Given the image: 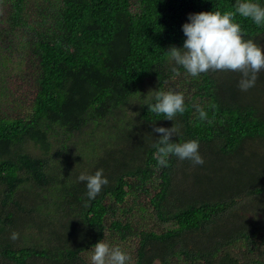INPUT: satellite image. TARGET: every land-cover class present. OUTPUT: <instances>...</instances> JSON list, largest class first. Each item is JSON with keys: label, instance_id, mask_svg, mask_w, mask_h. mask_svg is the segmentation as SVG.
Returning a JSON list of instances; mask_svg holds the SVG:
<instances>
[{"label": "trees", "instance_id": "1", "mask_svg": "<svg viewBox=\"0 0 264 264\" xmlns=\"http://www.w3.org/2000/svg\"><path fill=\"white\" fill-rule=\"evenodd\" d=\"M237 3L0 0V62L17 90L0 112V264H91L99 239L127 264H264V69L245 91L239 71L192 77L166 52L188 14ZM234 20L264 49V26ZM152 90L182 93L184 112L148 110ZM158 126L198 139L204 163L159 166ZM97 169L109 182L89 201L78 177ZM149 208L161 230L135 220Z\"/></svg>", "mask_w": 264, "mask_h": 264}, {"label": "clouds", "instance_id": "2", "mask_svg": "<svg viewBox=\"0 0 264 264\" xmlns=\"http://www.w3.org/2000/svg\"><path fill=\"white\" fill-rule=\"evenodd\" d=\"M248 18L258 27L264 26V0H238L235 11L220 10L200 11L188 14L181 29L185 39L180 47L170 46L167 49V59L181 66L192 77L210 70L239 71L242 79L239 82L241 90H247L256 83L257 73L264 69V49L253 40L245 39L240 23L234 20L235 15ZM176 71V68H173ZM151 96H143L144 104L151 112L163 118L173 120L177 114L185 110L184 96L174 90H152ZM207 112L200 108L198 116L201 121L207 119ZM155 132L159 136L156 162L161 167H167L169 157L189 160L194 165H202L203 157L199 153V140L189 139L182 143L170 140L177 134L175 128L158 126ZM78 180L85 183L87 199H95L102 186L108 184V178L102 169L94 174L82 172ZM11 238H17L13 232ZM91 250V264H127L130 257L119 246H110L102 239L97 240Z\"/></svg>", "mask_w": 264, "mask_h": 264}, {"label": "rangeland", "instance_id": "3", "mask_svg": "<svg viewBox=\"0 0 264 264\" xmlns=\"http://www.w3.org/2000/svg\"><path fill=\"white\" fill-rule=\"evenodd\" d=\"M7 65V67H4L2 65V62H0V103L2 102L1 106H0V112L2 113H11L12 109L10 106H12V94L15 93L17 90L16 88L12 87V83H16V80L14 78H10V74H13V62H8L5 63ZM14 75L15 72H14ZM17 76V75H16ZM18 77V76H17ZM21 83V82H20ZM24 87V88H23ZM21 88H19L17 94H21L26 92L27 90L25 89L26 87L23 86ZM17 101H15L16 104ZM19 103L22 104V107L24 110L27 109L28 104H27V97L26 96H22L21 99L18 100ZM11 104V105H9ZM28 112H30V109H28ZM26 149L28 151H36V149H34L32 147V145L30 143H28V145L26 146ZM176 179H178V177H176ZM147 200V199H146ZM144 200V201H146ZM135 220L139 223V222H148L149 224L155 226L156 229L161 230L165 224L161 225L159 223V221L155 218V214L153 213V211L149 208L147 209L145 212H141V211H136L135 212Z\"/></svg>", "mask_w": 264, "mask_h": 264}]
</instances>
